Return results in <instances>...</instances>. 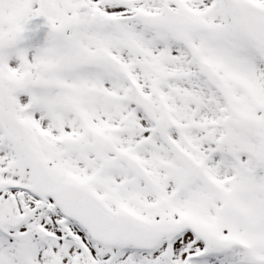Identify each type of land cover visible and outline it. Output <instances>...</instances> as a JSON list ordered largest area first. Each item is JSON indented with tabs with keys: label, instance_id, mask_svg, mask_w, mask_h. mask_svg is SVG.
I'll use <instances>...</instances> for the list:
<instances>
[{
	"label": "snow or ice",
	"instance_id": "1",
	"mask_svg": "<svg viewBox=\"0 0 264 264\" xmlns=\"http://www.w3.org/2000/svg\"><path fill=\"white\" fill-rule=\"evenodd\" d=\"M0 264H264V0H0Z\"/></svg>",
	"mask_w": 264,
	"mask_h": 264
},
{
	"label": "rangeland",
	"instance_id": "2",
	"mask_svg": "<svg viewBox=\"0 0 264 264\" xmlns=\"http://www.w3.org/2000/svg\"><path fill=\"white\" fill-rule=\"evenodd\" d=\"M40 34L38 36V38L35 41H32L33 44H41L43 42L44 39V30H39Z\"/></svg>",
	"mask_w": 264,
	"mask_h": 264
},
{
	"label": "water",
	"instance_id": "3",
	"mask_svg": "<svg viewBox=\"0 0 264 264\" xmlns=\"http://www.w3.org/2000/svg\"><path fill=\"white\" fill-rule=\"evenodd\" d=\"M37 36H38V32L36 33V35H35L34 39H36V37H37ZM34 39H33V40H34Z\"/></svg>",
	"mask_w": 264,
	"mask_h": 264
}]
</instances>
